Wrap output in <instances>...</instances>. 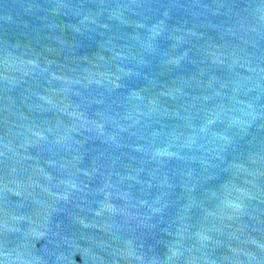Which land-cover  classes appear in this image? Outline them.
<instances>
[{"label": "water", "instance_id": "obj_1", "mask_svg": "<svg viewBox=\"0 0 264 264\" xmlns=\"http://www.w3.org/2000/svg\"><path fill=\"white\" fill-rule=\"evenodd\" d=\"M0 264H264V0H0Z\"/></svg>", "mask_w": 264, "mask_h": 264}]
</instances>
